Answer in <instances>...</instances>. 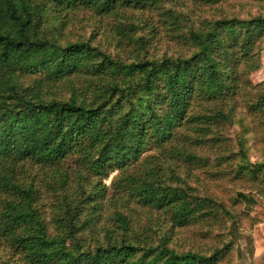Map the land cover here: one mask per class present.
Returning a JSON list of instances; mask_svg holds the SVG:
<instances>
[{
    "label": "trees",
    "instance_id": "trees-1",
    "mask_svg": "<svg viewBox=\"0 0 264 264\" xmlns=\"http://www.w3.org/2000/svg\"><path fill=\"white\" fill-rule=\"evenodd\" d=\"M222 1L0 0V264H222L238 216L194 173L227 163L246 216L251 191L264 200L261 168L225 134L241 87L257 88L264 16L196 14ZM79 14L100 25L88 37ZM244 104L264 119V96ZM242 124L252 139L261 126ZM204 227L220 228L212 251L175 246Z\"/></svg>",
    "mask_w": 264,
    "mask_h": 264
},
{
    "label": "rangeland",
    "instance_id": "rangeland-1",
    "mask_svg": "<svg viewBox=\"0 0 264 264\" xmlns=\"http://www.w3.org/2000/svg\"><path fill=\"white\" fill-rule=\"evenodd\" d=\"M196 14L201 18H216L222 15L229 18L236 17L238 19H248L259 15L264 16V0H224L212 8H199L196 10ZM99 26L100 25L91 20L90 16L79 14L72 26V32L75 35L88 37L92 31L94 29L97 30ZM159 36L161 40L158 42V52L173 51L174 46H172L170 42L164 41L165 39L163 40V34L160 33ZM259 49L258 57L260 60V68L251 73L248 77V81L253 85H257V88L252 89L246 87L242 91L241 87V94L234 98L236 102L235 105L238 104L230 115L231 129L227 127L225 134L233 145L231 147H234V144L238 140L244 142L243 152L245 156L243 155L242 161H247L250 165L260 167L264 175V119L260 117V114L256 118H254V116L252 118L249 114L250 112L244 108L246 100L257 101L259 97L264 96V38L259 42ZM233 103L234 101L231 105H234ZM242 118L247 125L253 123L255 125L261 124L260 127L256 128L255 137L253 136L254 142L251 134L247 132L246 126L242 124ZM239 161L241 160L239 159ZM227 165V163H224L217 168L220 172L221 170L225 172V175H220L217 179L210 180L200 175L198 172L194 173V176L199 180L197 186L203 189V194H212L220 201L227 204V206L232 205V213L235 217L238 216L235 220L236 224L234 225L233 218H226L225 220V238L226 240L232 241L233 248L222 264H253L251 262L254 256L253 234L256 233L261 236L258 224L261 221L260 218H264V200L260 198L261 195H259V193L256 192V194L251 191L250 194L254 195H250V198L253 196L256 200V204L252 206V210L251 212L249 211L247 216L245 211L246 207H249V205L246 203V205L244 203H238V206H233V202H237V194L245 192L244 190H246L247 185L245 182L239 180H236L234 183L232 181L230 182V176L227 175L230 171L227 172ZM114 175L115 173L109 174L108 178L103 180V184L107 186ZM139 213L142 221H144L147 217V211L143 210ZM206 228L207 227H204V229L198 231L196 228L176 231L174 240L176 243L175 246L182 249L198 247L202 250L212 251V247L217 245L213 243L211 239L215 238V236L218 237L221 231L220 228L215 227L213 234H208L207 239H205L202 233L206 232ZM219 242H222L221 238H219ZM220 246L221 245H219V247Z\"/></svg>",
    "mask_w": 264,
    "mask_h": 264
},
{
    "label": "crops",
    "instance_id": "crops-1",
    "mask_svg": "<svg viewBox=\"0 0 264 264\" xmlns=\"http://www.w3.org/2000/svg\"><path fill=\"white\" fill-rule=\"evenodd\" d=\"M258 224L261 236L256 233L253 234L254 256L251 261L253 264H264V218H260Z\"/></svg>",
    "mask_w": 264,
    "mask_h": 264
}]
</instances>
